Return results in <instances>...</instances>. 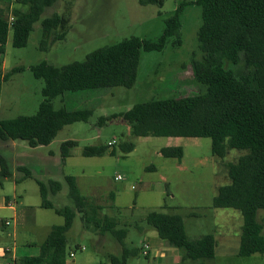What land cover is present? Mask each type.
I'll use <instances>...</instances> for the list:
<instances>
[{"label":"rangeland","instance_id":"rangeland-1","mask_svg":"<svg viewBox=\"0 0 264 264\" xmlns=\"http://www.w3.org/2000/svg\"><path fill=\"white\" fill-rule=\"evenodd\" d=\"M190 1L194 0H165L159 6L141 4L139 0H70L68 5L66 0H59L45 10L42 18L54 12L68 16L65 39L42 50V19L34 24L25 47H14L10 33L2 71L20 69L2 84L1 119L37 111L44 99L45 82L34 76L33 65L41 61L55 66L83 61L90 52L131 36L155 40L162 35L166 19L181 3H187L181 14L180 44L174 43L177 37L173 36L161 51H142L134 86L66 91L54 99L56 108L92 109L87 121L65 125L48 145L33 147L21 139L0 142V150L19 174L0 177V247L17 244L20 256L38 254L37 244L45 238L50 226L62 224L64 217L54 209L41 206L36 179L60 181L61 189L48 197L56 208H63L74 206L65 180V176L72 175L83 195L103 206L102 213L116 216L119 228L128 229L125 242L138 250L129 264H202L200 260L183 259L182 249L165 245L168 260L160 262L164 257L155 245L159 235L145 221L153 210L180 214L186 233L192 239L210 233L215 236V257L204 261L205 264H264V253L238 255L243 225L240 211L213 207L218 188L230 182L228 163L237 161L246 150L229 149L224 158H219L212 153L209 137L137 136L121 115L136 103L153 98L184 97L206 91V86L193 74L194 59L203 56L197 37L202 7ZM0 3L5 9L8 0ZM100 117L104 118L100 121ZM67 140L75 141L76 145L62 161L61 144ZM128 142L134 144V149L125 152L122 146ZM99 144L108 145L105 154L83 155L86 146ZM167 146H181L183 157L162 155L160 149ZM113 149L114 155L109 153ZM20 165L30 168L32 177L17 181L15 178L23 174L18 169ZM118 174L121 180L115 179ZM7 197L15 205L16 213L5 204ZM257 218L264 227V210L258 211ZM5 220L10 224L4 225ZM102 238L101 249L121 251L116 239L107 235ZM99 240L100 234L85 227L78 213L68 232V249L85 246L86 250L77 252L84 263L110 264L98 249ZM147 243L150 246L148 257L143 254Z\"/></svg>","mask_w":264,"mask_h":264},{"label":"trees","instance_id":"trees-1","mask_svg":"<svg viewBox=\"0 0 264 264\" xmlns=\"http://www.w3.org/2000/svg\"><path fill=\"white\" fill-rule=\"evenodd\" d=\"M58 1L17 0L20 5L11 12L10 9L0 10V93L3 82L20 69L15 67L6 73L2 71L10 33L14 47H25L34 24L42 19V50L57 40L65 39L68 16L54 12L42 18L45 10ZM66 1L68 5L70 0ZM139 1L141 4L162 6L165 0ZM190 2L202 7V23L197 37L203 56L194 59L193 74L198 82L206 86V91L184 97L153 98L136 103L121 115L132 134L137 136L209 137L212 153L219 158H224L229 149L246 150L237 161L228 163L230 182L218 188L213 197V207L234 208L242 214L238 255L262 254L264 227L257 217L258 211L264 210V0ZM186 4L181 3L175 13L166 19L162 35L155 40L131 36L90 52L83 61L61 66L41 61L33 65L34 76L45 82L42 89L44 99L34 114L0 118V142L21 139L33 147L48 145L65 125L87 121L93 113L92 109L56 108L54 99L66 91L134 86L142 51H161L173 36L177 37L174 43L180 44L181 14ZM10 16H13L11 23ZM103 118L100 117V121ZM75 145L73 140L61 144L62 161ZM133 149L132 142L122 146L125 152ZM107 151L108 145L99 144L86 146L82 153L84 156H101ZM160 152L166 157H183L181 146L163 147ZM109 153L114 155L115 150ZM18 169L23 172V179L32 177L27 166L20 165ZM12 176V164L0 151V177ZM65 180L74 206L56 208L48 196L61 189L60 181L36 179L41 206L53 208L64 217V222L52 226L44 242L38 246L36 257L16 259V264H66L68 232L78 213L85 227L120 243L119 254H108L110 264H129V259L136 256L138 250L125 242L128 229L119 228L116 216L102 213L103 206L83 195L74 176L67 175ZM112 208L117 210L113 205ZM145 221L161 239L182 249L185 252L183 259L200 260L205 264L204 261L215 257V236L210 233L190 238L180 214L153 210L147 214Z\"/></svg>","mask_w":264,"mask_h":264},{"label":"crops","instance_id":"crops-1","mask_svg":"<svg viewBox=\"0 0 264 264\" xmlns=\"http://www.w3.org/2000/svg\"><path fill=\"white\" fill-rule=\"evenodd\" d=\"M1 2H6V0H0ZM1 4V3H0ZM20 4H18L17 3V0H14V3H12V1L11 0H8V5H7V7L4 9V10H6L7 11V9H10L9 10V12H11V10L15 7V6H19ZM1 9H3V7H2V5H0V10ZM9 20H10V22L13 20V16H10L9 17ZM3 142H9V140H7V141H3ZM1 151V150H0ZM2 152V151H1ZM3 153V152H2ZM70 153H71V150H70ZM12 164V163H11ZM13 167V166H12ZM20 172H22V171H20ZM23 173V172H22ZM17 175H19L18 173H15V171L13 170V176L12 177H15V176H17ZM22 176H23V174L22 175H20L19 177H16L15 179L17 180V181H20V180H22L23 178H22ZM4 178H11V177H4ZM6 201H7V203H6ZM41 202H42V199H41ZM5 204L6 205H8L10 208H12L13 210H14V212L16 213V207H15V205L13 204V203H11V199L10 198H6L5 199ZM50 209H53V208H50ZM18 215V214H17ZM16 215V216H17ZM8 221V220H7ZM6 220H5V222H4V225H9L10 224V222H9V224H7L6 222H7ZM52 226H54V224L53 225H51L50 226V228H49V231L47 232V234H46V236H45V238L39 243V244H37V247L41 244V243H43L44 242V240L46 239V237H47V235L49 234V232H50V230H51V228H52ZM95 234H96V232H95ZM103 238H102V235H100V240H99V244H98V249L100 250V251H102V253L104 254V256H106L107 258H108V254L109 253H114V254H119L120 253V251L118 252V251H116V252H113V251H109V250H107V249H101V247H102V242H103ZM29 245V244H28ZM155 245H157V247L160 249L159 251V253H162V256L164 257V259H161V261L160 262H164V260H168V258L167 259H165V252H164V250H165V247H164V245L165 246H168V247H170V248H175V247H173V246H171V245H169L165 240H163V239H161L160 237H159V239L157 240V241H155ZM149 244L147 243V244H145L144 245V250H143V254L144 255H146L147 257L149 256ZM38 250H39V248H38ZM78 250H80V251H83V250H86V247L85 246H80V245H77V247H76V249H68V255H67V259H66V264H91V263H84L81 259H80V256L78 257L77 256V252H78ZM39 253V252H38ZM12 254H14L15 255V257H16V259H22V258H25V257H36L38 254H33V255H23V256H20L19 255V249H18V247H17V244H14V246L13 247H0V264H6V261H7V259H8V256H10V255H12ZM71 254H73V255H71ZM71 258V259H70ZM172 260H174V259H172ZM108 261H109V259H108ZM110 262V261H109ZM159 262V263H160Z\"/></svg>","mask_w":264,"mask_h":264},{"label":"built area","instance_id":"built-area-1","mask_svg":"<svg viewBox=\"0 0 264 264\" xmlns=\"http://www.w3.org/2000/svg\"><path fill=\"white\" fill-rule=\"evenodd\" d=\"M110 144H111V142H110ZM115 179L116 180H121L122 179V176L120 174H118V175H116ZM6 223L9 224V221H7ZM71 255H73V254H71ZM6 264H16V257H15L14 254L8 256V259L6 261Z\"/></svg>","mask_w":264,"mask_h":264}]
</instances>
